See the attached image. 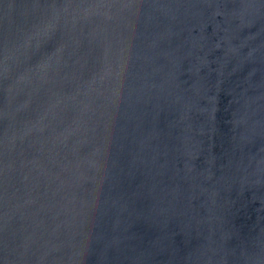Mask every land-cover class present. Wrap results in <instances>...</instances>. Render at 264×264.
Here are the masks:
<instances>
[{"label": "water", "instance_id": "obj_1", "mask_svg": "<svg viewBox=\"0 0 264 264\" xmlns=\"http://www.w3.org/2000/svg\"><path fill=\"white\" fill-rule=\"evenodd\" d=\"M0 264H264V0H0Z\"/></svg>", "mask_w": 264, "mask_h": 264}]
</instances>
